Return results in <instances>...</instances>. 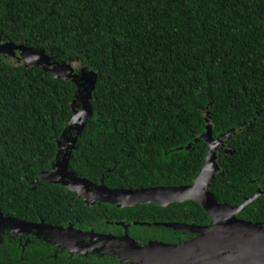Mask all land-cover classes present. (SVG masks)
<instances>
[{
  "label": "trees",
  "instance_id": "obj_1",
  "mask_svg": "<svg viewBox=\"0 0 264 264\" xmlns=\"http://www.w3.org/2000/svg\"><path fill=\"white\" fill-rule=\"evenodd\" d=\"M1 43L96 73L70 151L75 176L110 188L190 184L210 125L214 138L230 132L210 190L232 206L262 191L237 216L264 224V0H0ZM76 92L70 78L0 58V264H45L56 249L37 235L21 249L6 218L85 226L104 210L167 243L196 233L162 223H210L195 200L91 206L48 181Z\"/></svg>",
  "mask_w": 264,
  "mask_h": 264
},
{
  "label": "water",
  "instance_id": "obj_2",
  "mask_svg": "<svg viewBox=\"0 0 264 264\" xmlns=\"http://www.w3.org/2000/svg\"><path fill=\"white\" fill-rule=\"evenodd\" d=\"M7 48L11 57L16 56L19 63L25 66H39L48 71L52 77L70 78L76 84L77 92L71 102L72 117L67 122L66 131L57 140L60 158L56 160L50 171L43 175L48 181L63 184L64 187L76 192V198L84 203L100 201L111 203L118 207L132 206L137 203L154 202L167 206L172 202L185 200L197 201L207 212L208 225L186 224L183 222L162 223L173 229L187 230L196 235L189 240L178 243L151 242L144 247L136 248L145 263L148 264H264V224L253 223L239 218L245 205L261 195L257 190L253 195L244 199L236 206L218 202L210 183L219 169L217 149L221 139L230 132L212 137L211 126L201 135L207 145L204 163L193 178L192 182L182 186H157L131 188H110L101 181L99 185L86 178H80L68 170L70 151L75 147L78 135L82 132L88 118L92 115L89 103L91 92L96 80L95 72H86L83 68L78 71L71 64L51 61L43 49H34L24 44L1 43ZM17 51L19 55H17ZM72 130V134L68 133ZM67 178V179H65ZM4 221L15 227L24 225L36 229L41 224H32L14 218ZM54 230H57L54 227ZM44 237V236H43ZM125 239H129L125 235ZM132 242V239H129Z\"/></svg>",
  "mask_w": 264,
  "mask_h": 264
},
{
  "label": "flooded vegetation",
  "instance_id": "obj_3",
  "mask_svg": "<svg viewBox=\"0 0 264 264\" xmlns=\"http://www.w3.org/2000/svg\"><path fill=\"white\" fill-rule=\"evenodd\" d=\"M17 55H19L18 51ZM13 58L18 62L16 56ZM85 204L100 206L105 203L95 201ZM104 213L102 210L98 222H87L85 226L71 222L64 226L42 224L36 229L25 226L29 231H16L18 233L11 235V238H15L18 246L23 249V245L27 242H21L22 238L34 242L32 235L44 236L43 238L46 239L44 242H49L56 247L53 252L46 254L45 264H148L144 262L136 248L159 241L153 238L154 233L151 230L142 231L133 228L143 223L136 219L132 221H126L124 218L110 220ZM54 227L57 230H54ZM125 235L131 238L132 242L125 239Z\"/></svg>",
  "mask_w": 264,
  "mask_h": 264
},
{
  "label": "rangeland",
  "instance_id": "obj_4",
  "mask_svg": "<svg viewBox=\"0 0 264 264\" xmlns=\"http://www.w3.org/2000/svg\"><path fill=\"white\" fill-rule=\"evenodd\" d=\"M0 55L2 59H5L6 61L13 63V64H17L18 62L15 61V59L13 57L10 56L9 51L6 50L1 44H0ZM74 67H76V65H74ZM28 224V223H27ZM14 224H12L13 226ZM29 226L30 223L28 224ZM26 225L23 226V228H18L16 229L18 232H23V231H29L28 228L25 227ZM43 237V236H42Z\"/></svg>",
  "mask_w": 264,
  "mask_h": 264
}]
</instances>
